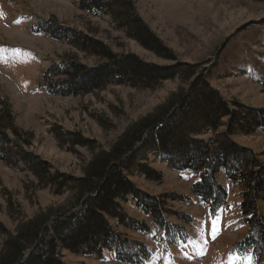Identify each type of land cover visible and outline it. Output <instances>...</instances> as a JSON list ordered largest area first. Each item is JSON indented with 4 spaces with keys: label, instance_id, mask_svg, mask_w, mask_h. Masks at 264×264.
I'll use <instances>...</instances> for the list:
<instances>
[{
    "label": "rangeland",
    "instance_id": "rangeland-1",
    "mask_svg": "<svg viewBox=\"0 0 264 264\" xmlns=\"http://www.w3.org/2000/svg\"><path fill=\"white\" fill-rule=\"evenodd\" d=\"M132 1L136 14L174 60L143 49L109 14L86 13L80 8L81 0H0V97L8 101L11 126L18 132L17 136L12 130L6 133L16 137L17 145L27 154L46 164L48 176L81 177L92 156L90 146L108 151L129 126L162 105L170 94L187 90L191 81L165 80L154 90L112 84L82 96L51 94L46 88L59 83L52 66L60 60L75 61L89 69L102 67L106 60L38 32L40 23L91 38L117 58L130 55L158 67L197 65V75L230 109L238 110V105L264 108V0ZM226 123L227 118L222 119L217 132L199 137L217 142ZM227 137L249 150L258 160V168L264 169V132ZM80 140L89 143L79 145ZM8 161L0 162V223L9 233L18 222L41 210L69 204L67 190L56 195L50 186L41 188L30 171L20 170L14 155L5 159ZM140 164L142 173L127 177L139 191L155 198L174 196L164 198L168 213L162 230L130 199L122 203V209L134 223L142 224L139 230L108 220L113 232L126 240L125 251L133 255L141 252L140 264H264V248L252 255L251 247L243 243L249 235L252 241L248 243L256 237L239 208L245 183H232L223 170L216 173V182L227 193L228 206L211 219L190 191L197 175L177 172L154 156ZM143 170H152L161 179L148 180ZM262 196L256 206L264 226V190ZM60 259L64 264H126L108 251L99 259L63 250Z\"/></svg>",
    "mask_w": 264,
    "mask_h": 264
},
{
    "label": "trees",
    "instance_id": "trees-1",
    "mask_svg": "<svg viewBox=\"0 0 264 264\" xmlns=\"http://www.w3.org/2000/svg\"><path fill=\"white\" fill-rule=\"evenodd\" d=\"M80 8L89 14H109L124 34L143 49L174 60L171 52L136 14L132 0H81ZM36 30L106 60L102 67L93 69L75 61L60 60L52 66L59 83L46 88L51 94L82 96L112 84L154 90L162 81L175 78L191 82L187 90L170 94L162 105L129 126L108 151H96L90 146L92 156L78 178L60 173L48 176L46 164L18 146L16 137L7 135L8 130L15 136L18 132L11 126L8 101L0 97V162L9 164L5 159L12 154L20 163V170L30 171L39 187L50 186L56 195L63 190L71 194L68 205L39 211L32 218L18 222L13 233L0 223V264H64L60 259L63 250L79 256L96 255L99 259L103 251L114 250L119 262L140 264L141 252L133 255L125 251L126 240L113 232L108 220L114 219L120 226L139 230L142 224L134 223L122 209V203L130 199L152 217L156 226L166 227L168 212L164 198L174 196L149 197L127 179L144 169L140 162L148 160L149 156L162 159L175 171L197 175L190 191L211 218L227 207V193L216 182V173L223 170L232 183H245L246 191L240 193L239 207L256 237L248 243L246 241H252L249 235L243 243L251 247L253 255L264 248V226L256 206V200L263 197L264 169L258 168L259 162L249 150L235 145L227 137L264 132V108L238 105V110L230 109L197 75V65L176 63L158 67L130 55L117 58L101 43L47 22L40 23ZM224 118H227L226 130L217 134L221 136L217 142L199 137L206 132H217ZM83 141H78L79 145H84ZM143 171L148 180L161 179V175L152 170ZM244 177L246 181L242 180Z\"/></svg>",
    "mask_w": 264,
    "mask_h": 264
},
{
    "label": "bare ground",
    "instance_id": "bare-ground-1",
    "mask_svg": "<svg viewBox=\"0 0 264 264\" xmlns=\"http://www.w3.org/2000/svg\"><path fill=\"white\" fill-rule=\"evenodd\" d=\"M248 91H249V89H248Z\"/></svg>",
    "mask_w": 264,
    "mask_h": 264
}]
</instances>
